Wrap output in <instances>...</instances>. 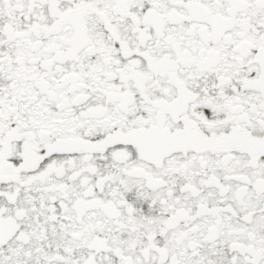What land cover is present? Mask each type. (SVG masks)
<instances>
[{
  "label": "snow or ice",
  "instance_id": "snow-or-ice-1",
  "mask_svg": "<svg viewBox=\"0 0 264 264\" xmlns=\"http://www.w3.org/2000/svg\"><path fill=\"white\" fill-rule=\"evenodd\" d=\"M0 264H264V0H0Z\"/></svg>",
  "mask_w": 264,
  "mask_h": 264
}]
</instances>
